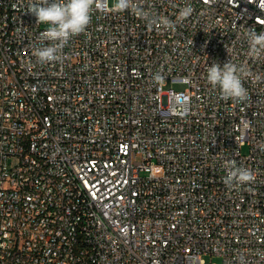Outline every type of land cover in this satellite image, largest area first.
I'll use <instances>...</instances> for the list:
<instances>
[{
	"label": "built area",
	"instance_id": "built-area-1",
	"mask_svg": "<svg viewBox=\"0 0 264 264\" xmlns=\"http://www.w3.org/2000/svg\"><path fill=\"white\" fill-rule=\"evenodd\" d=\"M98 2L41 64L47 25L0 0V264H264V58L242 39L261 0H143L192 5L174 32ZM229 59L244 101L207 82ZM231 161L255 181L226 186Z\"/></svg>",
	"mask_w": 264,
	"mask_h": 264
},
{
	"label": "clouds",
	"instance_id": "clouds-1",
	"mask_svg": "<svg viewBox=\"0 0 264 264\" xmlns=\"http://www.w3.org/2000/svg\"><path fill=\"white\" fill-rule=\"evenodd\" d=\"M100 6L98 0H29L27 13L36 17L37 24L47 25L42 37L52 42L50 46L38 47L33 51L37 61L41 64L58 61L63 47L72 37L86 30L91 22L94 7ZM257 7L264 11V0H261ZM112 8L117 12H131L144 20L149 30L173 32L178 24L190 18L194 12L192 5L185 3L179 8L175 20H172L168 16L157 14L151 6L145 8L143 0H113ZM242 39L248 45L247 54L250 58H264V30L258 32L254 27L247 28ZM249 76L251 72L246 64H237L229 59L223 66L216 62L208 66L206 79L212 88H219L223 98L239 102L248 98L243 81ZM163 78L159 72L153 76L154 82L157 83ZM256 79H264V74H258ZM224 167L227 174L223 182L228 187L250 184L256 179L252 170L237 167L235 161L227 162Z\"/></svg>",
	"mask_w": 264,
	"mask_h": 264
},
{
	"label": "rangeland",
	"instance_id": "rangeland-1",
	"mask_svg": "<svg viewBox=\"0 0 264 264\" xmlns=\"http://www.w3.org/2000/svg\"><path fill=\"white\" fill-rule=\"evenodd\" d=\"M167 88H171L175 91H183L184 90V86L180 85V84H175V85H169ZM248 152V148L247 147H243L242 148V153L246 154ZM205 260L207 261V263H209L210 260V256H206ZM212 262L214 264H221V260L219 257H212Z\"/></svg>",
	"mask_w": 264,
	"mask_h": 264
}]
</instances>
